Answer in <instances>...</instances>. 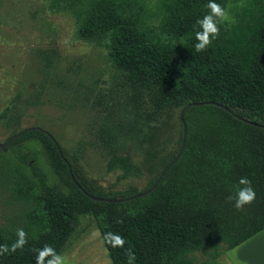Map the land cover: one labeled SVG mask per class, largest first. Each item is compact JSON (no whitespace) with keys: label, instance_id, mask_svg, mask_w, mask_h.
<instances>
[{"label":"trees","instance_id":"16d2710c","mask_svg":"<svg viewBox=\"0 0 264 264\" xmlns=\"http://www.w3.org/2000/svg\"><path fill=\"white\" fill-rule=\"evenodd\" d=\"M228 0H216L226 6ZM208 0H49L74 16L77 39L106 48L130 90L131 106L121 122L101 131L109 147L107 169L120 178L149 177L137 189L99 183L88 176L76 151H69L40 125L11 131L0 147V179L21 202L18 222L0 225V245L11 246L17 229L27 233L23 249L0 256V264H37L46 245L60 254L76 234L79 218H93L111 264H221L217 257L264 227V0H247L235 23L222 25L205 52L195 51L197 19ZM182 113L184 145L147 193L181 140L161 137L175 109ZM6 106L0 118L6 114ZM41 127V128H38ZM45 129V130H44ZM57 141L60 156L49 135ZM127 141L134 154L126 152ZM241 177L252 181L256 199L234 207ZM128 197L120 201L91 198ZM124 238L118 247L116 235ZM111 241V242H110ZM47 260L51 259L46 256Z\"/></svg>","mask_w":264,"mask_h":264},{"label":"rangeland","instance_id":"374dc122","mask_svg":"<svg viewBox=\"0 0 264 264\" xmlns=\"http://www.w3.org/2000/svg\"><path fill=\"white\" fill-rule=\"evenodd\" d=\"M143 1L154 6L158 0ZM246 5L247 0H228L225 7L236 18ZM120 79L105 47L76 38L68 9L50 7L49 0H0V112L8 107L0 118V142L15 129L40 125L70 152L76 151L87 175L99 183L142 188L147 172L117 180L119 170L105 165L109 147L101 131L121 122L132 104ZM177 115L178 109L173 110L160 128L165 141L175 138ZM133 145L127 141L126 152L136 157ZM4 183L0 179V225H10L18 222L23 207ZM256 233L251 241L261 247L242 248L237 256L245 262L237 264H264V241L255 239L264 238V229ZM59 255L70 264H111L89 215L80 216L76 234ZM217 259L236 264L226 250Z\"/></svg>","mask_w":264,"mask_h":264},{"label":"clouds","instance_id":"9594fccd","mask_svg":"<svg viewBox=\"0 0 264 264\" xmlns=\"http://www.w3.org/2000/svg\"><path fill=\"white\" fill-rule=\"evenodd\" d=\"M206 7L209 9L208 13L202 19L198 18L196 21L197 25H199V30L195 32L196 43L194 47L196 52H205L209 48L213 40L219 37L222 25H230L236 22L235 17L228 10L231 5L226 8L217 3L216 0H208ZM255 199L256 191L252 186V181L247 177H241L239 179L235 186V194L228 197L230 202L234 200V207L237 210H242L246 205L252 204ZM113 235H116V238L119 240V243L113 244V246L123 247L125 243L123 237H119L117 234L107 233L106 238ZM27 242V233L23 228H18L17 240L11 246L0 245V256L14 253L18 249H23ZM125 255L127 257V264H135L136 255L133 250L126 249ZM46 256L51 257V259L47 260V264H70L66 256L56 254L54 249L47 245L38 251L37 264H45L44 258Z\"/></svg>","mask_w":264,"mask_h":264},{"label":"water","instance_id":"95a60500","mask_svg":"<svg viewBox=\"0 0 264 264\" xmlns=\"http://www.w3.org/2000/svg\"><path fill=\"white\" fill-rule=\"evenodd\" d=\"M199 102H189L185 105H183L181 107V109L179 110V114H178V119L181 123V140H180V145H179V148L176 152V154L171 158V160L169 162H167L163 168L160 170L158 176L155 178V180L152 182V184L148 187V188H145L143 190H140V191H137L135 192L134 194H132L131 196L129 197H133V196H139V195H143L145 193H147L152 187H154V185L157 183V181L159 180L160 176L162 175V173L164 172V170L176 159V157L178 156V154L180 153L183 145H184V142H185V134H186V125H185V122L183 120V116H182V113H183V110L190 104H197ZM262 126H264L263 124H261ZM38 128H41V127H38ZM43 129V128H41ZM45 130V129H44ZM18 132L12 134V136H10L9 138H7L6 140H4L3 142H0V147L2 148V150H5L6 149V145L7 143L10 141L11 138L15 137L17 135ZM57 148V151L58 153L60 154V156L63 158V160L66 162L67 164V169H68V172L70 174V177L71 179L77 184V182L75 181V179L73 178V175L71 173V169H70V165L69 163L67 162V160L65 159V157H63V155L61 154V151H60V148H59V145L57 143V141L55 140V138H53V136L51 134H49ZM91 198H96V199H102V200H111V201H120V200H124L128 197H118V198H106V197H94L92 195H90Z\"/></svg>","mask_w":264,"mask_h":264},{"label":"crops","instance_id":"0c3cea01","mask_svg":"<svg viewBox=\"0 0 264 264\" xmlns=\"http://www.w3.org/2000/svg\"><path fill=\"white\" fill-rule=\"evenodd\" d=\"M262 229H264V227L262 228ZM262 229H260V230H262ZM259 231V230H258ZM257 231V232H258ZM261 232V231H260ZM259 232V233H260ZM256 233V232H255ZM252 234L251 236H249V237H247L246 239H244V240H242L241 242H239L238 244H236V245H234L233 247H231V248H229V249H227L226 250V253H227V255H228V259H229V261H230V263H233L232 262V260H234L235 262H236V264H237V262H245L244 261V259L243 258H241V257H238L237 255H239L240 253H241V250H242V248H247V247H249L250 246V244H251V246H252V244H253V247L255 246L254 245V241H251V239H253L256 235H258L259 233H256V234ZM255 239H259V240H263L264 241V238H263V236H261V237H256ZM257 244V246H255V247H261L260 246V244L261 243H256ZM259 245V246H258ZM230 249H233L234 251H233V254L231 255V253H230ZM235 249H238V250H235ZM257 257V256H256ZM218 260V259H217ZM220 262V261H219ZM235 264V263H234Z\"/></svg>","mask_w":264,"mask_h":264}]
</instances>
